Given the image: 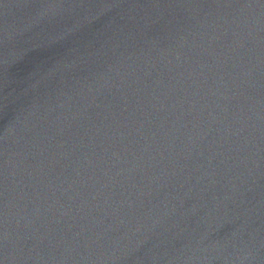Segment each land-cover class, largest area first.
I'll use <instances>...</instances> for the list:
<instances>
[{
    "label": "water",
    "instance_id": "obj_1",
    "mask_svg": "<svg viewBox=\"0 0 264 264\" xmlns=\"http://www.w3.org/2000/svg\"><path fill=\"white\" fill-rule=\"evenodd\" d=\"M57 264H264V0H187Z\"/></svg>",
    "mask_w": 264,
    "mask_h": 264
}]
</instances>
